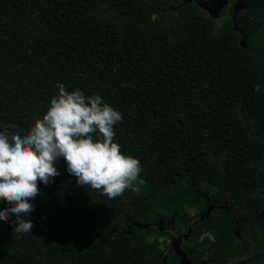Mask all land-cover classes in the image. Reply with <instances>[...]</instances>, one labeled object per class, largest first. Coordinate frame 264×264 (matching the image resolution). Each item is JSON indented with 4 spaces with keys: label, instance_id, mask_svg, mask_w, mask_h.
Wrapping results in <instances>:
<instances>
[{
    "label": "trees",
    "instance_id": "obj_1",
    "mask_svg": "<svg viewBox=\"0 0 264 264\" xmlns=\"http://www.w3.org/2000/svg\"><path fill=\"white\" fill-rule=\"evenodd\" d=\"M220 14L198 0H0V131L26 133L63 83L121 113L114 142L143 168L139 192L109 199L59 158L29 200L31 232L0 219V264H177L153 224L184 229L204 193L222 206L192 224L189 256L219 262L237 225L263 242L264 0Z\"/></svg>",
    "mask_w": 264,
    "mask_h": 264
},
{
    "label": "clouds",
    "instance_id": "obj_2",
    "mask_svg": "<svg viewBox=\"0 0 264 264\" xmlns=\"http://www.w3.org/2000/svg\"><path fill=\"white\" fill-rule=\"evenodd\" d=\"M58 91L50 98L41 117L34 119L26 133L0 131V219L14 216V231L29 233L34 227L28 219L34 210L29 200L40 195L38 182L48 185L60 173L54 166L63 157L67 172L78 185L89 186L109 199L123 196L125 191L139 192L142 184L141 162L121 151L114 142L115 126L122 115L102 96H85L79 90H67L57 83ZM260 91V85L255 86ZM205 237L213 241L210 233Z\"/></svg>",
    "mask_w": 264,
    "mask_h": 264
},
{
    "label": "flooded vegetation",
    "instance_id": "obj_3",
    "mask_svg": "<svg viewBox=\"0 0 264 264\" xmlns=\"http://www.w3.org/2000/svg\"><path fill=\"white\" fill-rule=\"evenodd\" d=\"M199 1V0H198ZM201 4V3H200ZM238 5V6H236ZM245 6V0H225L224 5L220 8L219 10V15L220 13L224 10L230 8L231 11H238L240 8ZM236 7V10H234ZM236 29L238 28L235 25ZM239 30V29H238ZM241 37H245L244 33L239 30ZM203 198L205 199V204L203 206V209L197 213L194 211L192 212L189 211V215L186 217L187 218V224L185 228L181 229L180 231H177V229L172 228L169 225L168 221H164L161 218H159L157 221L154 222L153 227L157 229V233L161 235H167V241H162L159 240V238H156V247L158 249L157 255L160 256L163 260L168 253H172L173 256L176 257V263L179 264V256L175 254L176 248H179L181 251L184 252V254L195 264L201 262L202 260H206L205 263L203 264H263L264 263V234L261 235L263 237V242H258V241H253L249 243H245L244 241L249 238V235L251 236V231L253 232V228H246L248 231L245 233V230L241 228L240 226H235L233 227V238L235 241V244L233 245V248H229V251L226 253H222V257L220 258L221 260L218 262L217 259L214 260L213 258H210L207 256V254L204 256V258L200 260H196L193 257L189 256L185 250V245H182V243L185 241V239L191 235L192 233V228H189V225L192 226V224L201 216L205 217V211L207 208L212 210L213 208L216 207H221L222 203L218 202V199H209L206 193L203 194ZM210 212V211H209ZM208 212V213H209ZM253 214L258 215L261 217L262 222L264 223V210H260V212H253ZM203 217V218H204ZM263 230V228H262ZM189 231V235H186L187 232ZM185 236V238L181 241H177V239ZM162 236L161 238H163ZM250 239V238H249ZM254 239V238H253ZM262 239V238H261Z\"/></svg>",
    "mask_w": 264,
    "mask_h": 264
},
{
    "label": "rangeland",
    "instance_id": "obj_4",
    "mask_svg": "<svg viewBox=\"0 0 264 264\" xmlns=\"http://www.w3.org/2000/svg\"><path fill=\"white\" fill-rule=\"evenodd\" d=\"M199 2L201 3V5L210 13L212 14L214 17H217L221 19V14L219 15V10L220 8L224 5L225 0H199ZM238 6V5H236ZM236 10V7L235 9ZM234 15V11H232ZM245 37H241V41L242 43H244ZM193 210H191L190 212H192ZM162 236H164L163 238H161ZM153 237L159 238L160 241H162V239L164 241H167V235H161L157 232H153L151 234L150 239H152Z\"/></svg>",
    "mask_w": 264,
    "mask_h": 264
},
{
    "label": "water",
    "instance_id": "obj_5",
    "mask_svg": "<svg viewBox=\"0 0 264 264\" xmlns=\"http://www.w3.org/2000/svg\"><path fill=\"white\" fill-rule=\"evenodd\" d=\"M210 211V209L209 208H207L206 209V211H205V216H207L208 215V212ZM204 216H201V218H203ZM190 227H192L191 225H189V228ZM186 235H189V231L187 232V234ZM185 238V236H183V237H181V238H179V239H177V241L179 242V241H181V240H183ZM175 254L176 255H178L179 256V264H195V263H193L185 254H184V252L183 251H181L179 248H176V252H175ZM206 262V260H202L201 262H199V263H197V264H203V263H205ZM264 264V263H263Z\"/></svg>",
    "mask_w": 264,
    "mask_h": 264
}]
</instances>
